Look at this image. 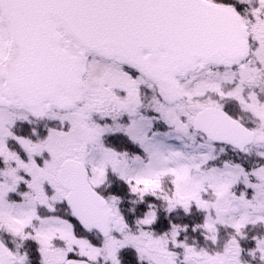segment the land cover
Here are the masks:
<instances>
[{"label":"snow or ice","instance_id":"obj_1","mask_svg":"<svg viewBox=\"0 0 264 264\" xmlns=\"http://www.w3.org/2000/svg\"><path fill=\"white\" fill-rule=\"evenodd\" d=\"M0 264H264V0H0Z\"/></svg>","mask_w":264,"mask_h":264}]
</instances>
